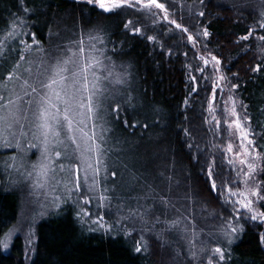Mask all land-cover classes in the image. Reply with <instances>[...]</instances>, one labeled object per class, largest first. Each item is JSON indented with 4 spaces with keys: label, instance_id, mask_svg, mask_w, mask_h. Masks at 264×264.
Instances as JSON below:
<instances>
[{
    "label": "trees",
    "instance_id": "obj_1",
    "mask_svg": "<svg viewBox=\"0 0 264 264\" xmlns=\"http://www.w3.org/2000/svg\"><path fill=\"white\" fill-rule=\"evenodd\" d=\"M159 2L165 8H159L160 19L152 21L131 7L102 14L98 6L86 0H0V40L13 25L18 30L16 38L6 40L0 53V81L20 59V40L32 43L35 34L44 49L38 52L33 45L31 52L25 53L20 70L30 67L29 58L36 61L31 62L34 69L41 61L47 66V60L57 61L70 54L69 48L76 51L71 42L84 39L86 44L89 36L103 33L104 43L96 45L105 52L100 64L113 76L127 73L125 83L104 86L108 91L100 112L110 129L106 133L112 149L109 171L116 173L111 197L120 204H131V208L123 206L119 219L114 218L118 223L111 231L91 229L72 205L61 206L37 223L33 253L27 259L20 236L8 252L1 249L4 233L17 219L20 196L0 184V264H171L173 246L162 244L160 238L140 226L145 218L142 212L146 216L162 214L147 212L140 205L150 206L156 197L169 198V193L173 197L178 189L195 202L201 201L216 225L230 220V211L211 190L207 178L213 164L205 124L210 88L201 86L197 72L200 58L220 69L244 107L261 157L259 180L264 184V28L260 27L264 24V0H259V9L253 5L234 7L232 0ZM173 20L181 28H176ZM205 30L207 36L203 35ZM189 35H196V40H189ZM245 36L248 39H241ZM117 107L119 110L113 111ZM218 160H214L216 164ZM161 171L165 179L173 182L180 178L183 183L158 191L153 179L160 178ZM213 180L220 187L214 175ZM152 226L146 228L157 231L165 227L160 221ZM262 234V224L244 220L235 241L218 244L217 239L212 240L224 253V259H216L215 264H264ZM162 238L168 239L163 232ZM138 243L142 246L139 253L135 250ZM185 253L179 252L178 264H193Z\"/></svg>",
    "mask_w": 264,
    "mask_h": 264
},
{
    "label": "snow or ice",
    "instance_id": "obj_2",
    "mask_svg": "<svg viewBox=\"0 0 264 264\" xmlns=\"http://www.w3.org/2000/svg\"><path fill=\"white\" fill-rule=\"evenodd\" d=\"M86 2L98 6L102 14L112 13L121 8L122 5L128 4V0H86ZM136 2L139 4L142 0H136ZM152 5L164 9V5L158 3L157 0H147L143 7L149 8ZM200 15H203V13H200ZM164 19H168L167 15ZM172 23L176 25V28H181V25L177 24L176 21L173 20ZM260 27L264 28V24H261ZM135 31L139 32L140 29L137 28ZM17 32L18 30L13 25V30L6 34L4 40H0V53L4 50L6 40L16 38ZM203 35H208L207 30L204 31ZM87 39V45L84 39L71 42L77 50L73 51L72 48H69L68 52L70 54L64 59H58L52 65L45 66L46 62L41 61L40 64L36 65L35 74H33L31 62H29L30 67L25 69L28 76L36 79L44 75V79L38 80V86L30 84L27 78L23 79L21 86L29 88L30 91L24 92L23 95H17L15 89L9 88V84L21 79L20 68L21 62L26 58L25 53L31 52L33 45H36L38 52L44 51L35 39V34L32 35V43L20 40V45L23 46L20 59L7 77L0 81V92L8 93L7 96L0 94V141L3 142V146L11 147L12 141L15 140V147L21 153L19 159L16 156L10 157L11 163L5 161L3 166L6 169L20 172L26 180H31V188L36 196L41 195L43 191V195L47 197L58 189L70 196L73 191L80 192L82 184L87 186L89 191H93L100 183L101 171L107 176L110 167L109 158L112 149L109 147L106 137V133L110 129L105 127L103 117L100 115L103 108L102 101L108 90L94 71L95 67L102 63L100 58H106L104 49L96 46L97 43H104V35L101 32L95 36H89ZM148 39L153 40L154 38L149 37ZM188 39L192 40L193 37L189 35ZM241 39L246 40L248 37L245 36ZM261 39H264V37H261ZM212 60L215 61L216 65L220 64L217 57L213 56ZM204 63L207 65L208 61L205 60ZM113 67L115 66L113 65ZM258 69L259 66H257ZM126 75L125 72L113 76L112 72L109 71L108 77L104 79L111 78V83L114 85L123 84L125 83L123 76ZM220 79H224V77H220ZM232 87L235 88L236 85H232ZM215 88L216 85H213L214 91ZM25 97L29 98L25 100ZM118 110V107L113 109V111ZM229 115L236 117V119L229 122L226 117L224 123L230 129L234 126L239 131L242 141L240 147L243 152L233 153L231 144L228 145L227 152L233 153L239 164L247 166L248 171L243 173V177L249 178L256 171V166L248 160L249 155H251L250 148L254 150V141L249 138L250 133L243 127L237 116L235 101H233ZM96 121L101 122L96 123ZM213 121L219 129L221 121L215 115H213ZM89 124H91V128ZM26 127L27 131H25ZM17 129H19V138ZM29 134L38 142H30L28 148H25L22 144V138H26ZM245 141L246 144L243 143ZM70 145L74 146L71 151H69ZM31 148H38L40 155L35 162L28 165L25 156ZM255 159H261V157L257 155ZM73 160L78 163V166L72 163ZM61 161H67L68 163H62ZM227 162L234 167L235 162L233 160L228 159ZM115 175L116 173L113 172V176ZM213 175L214 164H210L207 178L213 180ZM244 182L247 183L246 180ZM211 190H217L214 180L211 184ZM103 191L107 192L108 189L104 188ZM223 194L221 192V195ZM227 195L229 197H242L234 203L239 204L240 209H246L251 213L253 221L257 219L264 220V212L257 213L254 210L253 200L250 198L251 196L264 200V196H260L258 190L253 189L249 193L227 189ZM109 199L108 196L101 195L99 197L100 207H104L105 202ZM55 201H57L55 206L59 207L60 197L56 196ZM162 202L167 203V201ZM240 209L235 210L238 215ZM83 215L87 216L88 213L84 212ZM77 216L80 217L81 214L78 212ZM124 219H127V217ZM101 221H103L102 216L98 217L94 223H98L99 227L104 228L105 231H111V228L105 223H101ZM178 223V220L172 221L169 227H173ZM229 227L231 232H226L225 235L228 236L229 243H231L235 234L242 229L239 226L231 227L229 225ZM11 234L10 231L8 236L10 237ZM261 240L264 242V236L261 237ZM3 246L7 248L9 245L5 242ZM135 250L138 253L141 252L142 246L138 243ZM212 251L214 254L219 255L220 260L224 259V253L220 247H216ZM209 264H212L211 259Z\"/></svg>",
    "mask_w": 264,
    "mask_h": 264
},
{
    "label": "rangeland",
    "instance_id": "obj_3",
    "mask_svg": "<svg viewBox=\"0 0 264 264\" xmlns=\"http://www.w3.org/2000/svg\"><path fill=\"white\" fill-rule=\"evenodd\" d=\"M220 1L224 2L225 0ZM232 1L233 2H230V5L234 7H247L253 5L257 9L260 8L259 0ZM132 2H136V0H128V4L122 5V7L119 9L131 7L134 10V13H141L147 19H151L152 21H155L154 18L157 19L160 17L158 16L159 8H156L154 5L149 6V8L143 7V4H146L147 0H143L141 4L136 5H134ZM157 2L163 4L165 8L164 3L159 2V0H157ZM196 38V35H194L193 39L196 40ZM87 44L88 43H86V45ZM68 55L69 54L62 56L61 59L66 58ZM205 60L207 59L200 58L202 68H200V66L197 69V72L201 74L199 75L202 80L201 86H209L210 88L206 102L205 124L211 139V159L213 160L212 162L214 164V178H217V180L220 182V187L217 186V190L214 191V193L220 197L223 205L230 211L231 218L230 220H221L223 223L216 225L214 223V219L211 216V212L206 210L202 202L198 199L196 201L199 203L195 202L192 198L188 197L186 193L181 192V189L176 190L173 197H171L168 191L167 192L169 194L167 195L169 198L156 197L151 201L150 206H144V203L142 202L143 204L140 205L141 209H145L147 212H150V210H157L160 214H162L161 216L156 217L150 215V213L148 216H146V213L144 214L142 212L141 216L144 215L145 218L141 220L140 226L143 230L145 229V232L153 233L156 237L160 238L162 244H171L173 246V259H171V264H178L180 259L179 252L183 250L186 251L185 256L188 258L190 257L193 260V264H209L210 259L212 264H215L216 259H219V255L214 254L212 250L220 246L213 244L212 240L214 241L217 239L215 241L218 244L221 242L229 243V238L225 235L226 232H231L229 225H231V227L239 226L242 229V221L251 220L254 224H262L264 227V220L257 219L253 221L251 219V213H249L246 209H240V205L234 203L237 199H242V197H229L227 195V189H231L232 191L241 190L249 193L251 190L256 189L259 191L260 196H264V187H261L264 186V184H262L259 180L261 160L255 159V157L257 155L260 156V154L254 145V150L250 148L251 155H249L248 160L256 166V171L251 177L244 178L243 173L247 172L248 168L246 165L239 164L237 157L233 155L235 152H243V149L240 147L242 141L239 131L236 130L234 126L230 129L227 124L224 123V119L226 117L229 122L236 119V117L229 115L232 109L233 101H235V111L237 116L239 117L243 127L250 133L249 138L253 140L252 133L250 132V128L244 114V107L235 98L233 90L225 78L220 79V77H224L220 69L217 71L213 62H210V60H207L208 64L206 65L204 63ZM47 61V66L56 62L52 60ZM28 62H30V58L28 59ZM31 62L34 63L36 61L32 60ZM36 70V68L32 69L33 74H35ZM94 71L96 76L100 78L103 85L109 87L111 78L104 79L105 77H108L109 74L106 72L103 65H97ZM20 73L21 79L9 84V88L15 89V93L17 95H23L24 92L30 91L29 88L21 86L23 79L27 78L29 83L33 84L34 86H38V80L44 79V75H41L36 79L29 77L25 69L20 70ZM213 85H216L215 91L213 89ZM0 94L5 96L8 95L7 92H0ZM28 98L29 97H25V100ZM226 109L228 110L227 112L225 111ZM213 115H215L216 118L221 121L219 129H217V125L213 121ZM89 127L91 128V124H89ZM27 130L28 129L26 127L25 131ZM17 136L19 138V129H17ZM30 142L37 143L38 141L34 140L31 134L27 135L26 138H22V144L25 148H28ZM243 143L246 144V141ZM229 144L233 146V153L227 152V147ZM72 147L74 146L70 145L69 151H71ZM20 155L21 153L15 147V140L12 141L11 147L3 146V142L0 141V184L4 185L10 190L16 191L20 196L17 219L15 223L6 230L1 240V249L4 252H8L15 238L20 236L24 244L26 258L29 259L33 253L35 245L37 223L44 217H47L49 214L57 211L63 205H72L77 213L79 212L81 214V220L86 223L88 227L99 231H105V229L100 228L98 223H94L98 217L102 216L103 221H101V223H105L112 230L117 227L116 223H118L116 220H114V218L119 219V212L125 210L123 206H128L131 208V204H120L115 202L111 197L112 188L110 186L113 174L111 171H109V169L107 176H105L104 172L101 171L100 183L93 191H89L88 187L82 184L80 192L73 191L70 196L61 189H58L55 193L49 194L47 197L43 195V191L41 192V195L36 196L31 188V180H26L20 172L14 171L12 169H6L3 166L5 161L11 163L9 160L10 157L16 156L19 159ZM39 155L40 152L38 148H31L28 150L25 156L27 164L30 165L35 162ZM216 159H219L217 164L214 161ZM228 159H231L235 162L234 167L228 164ZM61 162L68 163L67 161ZM72 163L77 164L78 166L76 161L73 160ZM159 174L160 178L153 179L156 184L158 183V191H166L170 186L179 187V185L183 183L181 180H179V175H176V179L179 178L178 180L171 182L170 180L165 179L166 177L164 176L163 171L159 172ZM245 180L247 183L244 182ZM212 182L213 181L211 180V184ZM104 188H107L108 191L104 192ZM221 192L224 194L221 195ZM101 195H106L110 198L105 202L104 207H100L99 197ZM56 196L60 197L59 207L55 206V203L57 202L55 201ZM250 198L253 200L254 210L257 213L264 212V200H260L251 196ZM162 201H167V203ZM191 201L193 205L191 204ZM236 209H240L239 215L235 211ZM84 212H87L88 215H83ZM177 220L179 221L178 224L173 227H169V224L172 221ZM154 221H160V223L165 227H161V230L157 231L154 229L150 230V227H153L152 225ZM148 226L150 227L146 228ZM10 231L12 234L9 237L8 233ZM162 232L167 235L168 239L162 238ZM239 232L240 231L235 234L232 242L236 240L237 234ZM262 236H264V234H262ZM5 242H7L9 245L7 248H4L3 246ZM208 246L212 248L208 249Z\"/></svg>",
    "mask_w": 264,
    "mask_h": 264
}]
</instances>
